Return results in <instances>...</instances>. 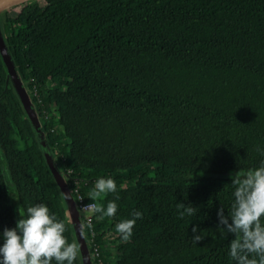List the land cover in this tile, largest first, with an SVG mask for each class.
<instances>
[{
    "label": "trees",
    "instance_id": "16d2710c",
    "mask_svg": "<svg viewBox=\"0 0 264 264\" xmlns=\"http://www.w3.org/2000/svg\"><path fill=\"white\" fill-rule=\"evenodd\" d=\"M9 9L1 39L74 202L91 201L101 177L117 185L96 201L118 210L92 214L91 242L75 204L91 264L89 245L102 264H234L217 210L231 211L230 173L264 161V0H26ZM5 175L19 215L43 203L77 242L0 55V234L18 220ZM178 203L198 213L181 218ZM134 211L143 217L124 242L116 225ZM74 264H84L81 253Z\"/></svg>",
    "mask_w": 264,
    "mask_h": 264
},
{
    "label": "clouds",
    "instance_id": "9594fccd",
    "mask_svg": "<svg viewBox=\"0 0 264 264\" xmlns=\"http://www.w3.org/2000/svg\"><path fill=\"white\" fill-rule=\"evenodd\" d=\"M257 151H261L257 148ZM264 155V152H262ZM230 181L234 186L231 211L217 210L216 228L223 234H232L229 244V256L234 264H264V161L260 166L230 173ZM117 185L113 178L101 177L95 181L93 189L88 193L92 203L85 204L82 211L100 214L99 218L114 217L118 210L117 203L102 201L109 193H115ZM119 199V197H116ZM179 213L194 216L198 208L191 204L178 203ZM15 227L4 228L0 239V264H74L80 252L77 242H68L65 232L66 224L50 214L49 208L37 204L26 209L24 216L19 215ZM132 219L122 220L116 225V232L127 242L133 235V228L138 219H142L140 211L132 213ZM87 228L91 231L93 225ZM192 241L197 244L204 237L196 225L191 228Z\"/></svg>",
    "mask_w": 264,
    "mask_h": 264
},
{
    "label": "water",
    "instance_id": "95a60500",
    "mask_svg": "<svg viewBox=\"0 0 264 264\" xmlns=\"http://www.w3.org/2000/svg\"><path fill=\"white\" fill-rule=\"evenodd\" d=\"M26 0H0V12L3 10H7L9 8H11L12 6L18 5L20 3H23ZM0 55L2 57V60L4 61L5 65H6V69H7V73L10 77V80L13 84V87L15 89V91L17 92L21 102L23 103V106L25 108V111L27 113V116L29 118L30 124L33 128L35 137L37 139L38 145L40 147V150L42 152L43 158L46 161V164L48 165L50 171L52 172L58 186L61 188L65 198H66V202L68 205V213H69V217L74 225V229H75V234H76V238H77V242L80 248V253L82 256V260L84 264H91L90 261V255H89V251L87 248V245L85 243L84 240V236H83V232H82V228H81V223L78 217V213H77V209L75 206V202L72 198V195L70 193V191L68 190L66 183L61 175V173L59 171H57V169L55 168L54 164H53V160L47 150L45 141H44V137L43 134L39 128V125L37 123V120L35 118L34 115V111L33 108L31 106L30 100L27 96V94L25 93V90L23 88V85L19 79V77L17 76L13 64L11 62V59L9 57V54L4 46V43L1 39L0 36Z\"/></svg>",
    "mask_w": 264,
    "mask_h": 264
},
{
    "label": "built area",
    "instance_id": "2783aa9c",
    "mask_svg": "<svg viewBox=\"0 0 264 264\" xmlns=\"http://www.w3.org/2000/svg\"><path fill=\"white\" fill-rule=\"evenodd\" d=\"M93 201H83L81 196L79 194H77L76 196V200H75V204L78 208V211L82 214L83 218H84V222L88 225L89 223L92 222V214L86 211H82V208L85 204L88 203H92ZM88 235H89V240L90 242L92 241V238L94 236V231L93 229L90 231L88 229ZM90 246V253L92 255V257L94 258V264H102V260L99 257V251L97 250V248L93 245H89Z\"/></svg>",
    "mask_w": 264,
    "mask_h": 264
},
{
    "label": "rangeland",
    "instance_id": "374dc122",
    "mask_svg": "<svg viewBox=\"0 0 264 264\" xmlns=\"http://www.w3.org/2000/svg\"><path fill=\"white\" fill-rule=\"evenodd\" d=\"M16 10H17V7H14V8H12V9H9V13H12V12H14V11H16ZM1 33H2V24L0 23V36L2 35ZM9 57H10V56H9ZM21 146H22V144H21ZM22 149H23V152H24L25 154H30V153H31V150H30L29 147H24V146H23ZM3 171H7L4 165H3ZM4 180H5L6 186H7L8 189H9V195L12 197V204H13V207H14V210H15V213H16V216H17V218L19 219V218H20V217H19V214L16 212L17 205H16L15 200L13 199V198H14V193H13L12 187L10 186V182H9V179H8V176H7V175L4 176ZM79 254H80V253H79Z\"/></svg>",
    "mask_w": 264,
    "mask_h": 264
}]
</instances>
